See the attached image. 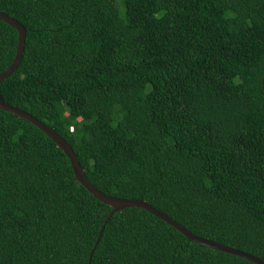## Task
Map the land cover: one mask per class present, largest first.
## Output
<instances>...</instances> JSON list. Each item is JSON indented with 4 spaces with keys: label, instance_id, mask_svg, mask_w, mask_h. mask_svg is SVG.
Masks as SVG:
<instances>
[{
    "label": "trees",
    "instance_id": "obj_1",
    "mask_svg": "<svg viewBox=\"0 0 264 264\" xmlns=\"http://www.w3.org/2000/svg\"><path fill=\"white\" fill-rule=\"evenodd\" d=\"M26 29L2 99L104 193L264 260V0H0ZM17 30L0 20V72ZM111 206L0 108V264H87ZM90 264H256L115 211Z\"/></svg>",
    "mask_w": 264,
    "mask_h": 264
},
{
    "label": "water",
    "instance_id": "obj_2",
    "mask_svg": "<svg viewBox=\"0 0 264 264\" xmlns=\"http://www.w3.org/2000/svg\"><path fill=\"white\" fill-rule=\"evenodd\" d=\"M0 20L4 21L5 23L9 24L13 28L17 30V43L15 48V54L13 57L12 62L10 65L3 71L0 72V81L6 78L8 75H10L18 66L23 51H24V45H25V37H26V29L19 21H17L14 17L10 16L9 14L0 11ZM0 108L9 112H12L13 114L20 116L28 121H30L32 124L37 126L39 129H41L47 136H49L58 147H60L63 152L68 157L75 179L82 184L88 192H90L94 197L99 199L101 202L106 203L111 206V210L105 217L99 231L96 237V240L94 242V245L92 249L89 252L87 264H90L91 257L94 251L95 246L97 245L101 232L104 228L105 223L108 221L110 216L118 210H121L124 207L129 206H135V207H141L143 209H146L153 215L159 217L160 219L164 220L166 223L170 224L172 227L180 231L182 234H184L189 240L195 241L201 244H204L206 246H209L211 248H215L218 250H222L228 253H232L234 255L240 256L242 258L248 259L256 264H264V260L250 254L248 252H245L240 249H236L234 247H231L229 245H225L210 239H206L204 237H201L199 235H196L195 233L191 232L188 228H186L184 225L179 223L178 221L171 218L169 215L165 214L164 212L160 211L147 201L143 200L142 198H123V197H117L113 196L107 193H104L103 191L96 188L89 179L84 175L83 169L79 164V161L70 146V144L61 137L55 130L48 127L44 122L30 114L29 112L16 107L6 101H4L0 95Z\"/></svg>",
    "mask_w": 264,
    "mask_h": 264
}]
</instances>
